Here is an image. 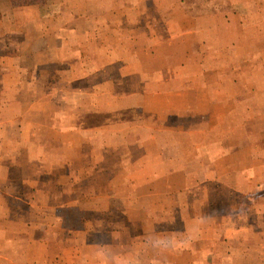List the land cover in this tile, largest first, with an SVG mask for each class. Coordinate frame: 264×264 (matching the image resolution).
<instances>
[{"label": "crops", "instance_id": "0c3cea01", "mask_svg": "<svg viewBox=\"0 0 264 264\" xmlns=\"http://www.w3.org/2000/svg\"><path fill=\"white\" fill-rule=\"evenodd\" d=\"M115 4L104 0L101 5ZM248 5L250 19H245L243 7ZM121 6V12L95 14L94 0H44L22 7L0 0V103L15 102L28 111L12 115L20 125L9 130L15 138L28 135V140L53 134L60 150L81 149L83 166H91L75 176L77 191L68 190L66 179L39 180L42 188L52 189L46 194L58 201L53 212L70 206L81 214L189 213L176 208L182 199L196 213L199 200L209 208L219 195L226 202L245 200L250 211L257 209L254 195L264 188V110L255 105L264 102V89L259 88L264 85V0H123ZM100 22H116L111 28L122 37V45L99 49L96 54L106 52L108 60L94 63L90 39ZM141 39L145 45L139 46ZM68 46L80 60L70 66L57 64V74L48 65L25 63L26 55L66 54ZM117 51L122 56L111 58ZM62 73L71 74V84H80L74 96H89L94 126L71 121L69 132L24 128L18 118H28L36 103L66 99L70 91ZM70 135L71 140L63 139ZM13 158L5 160L14 173L18 167ZM104 182L106 191H99ZM35 193L33 189L30 194ZM7 196L19 197L12 192ZM66 199L75 203L67 205ZM29 206L27 212H34ZM236 206L233 212L244 213ZM3 208L0 201V212ZM10 208L4 213L12 222V214L19 211ZM81 223L77 229H94ZM35 228L26 222V232L35 233ZM256 228L264 231L263 226ZM49 243L42 238L28 245ZM250 243L257 244L255 253H236L235 264H264V233L250 237ZM83 244L74 242L77 252L72 261L62 257L63 264H106L105 246L100 249L94 239ZM136 245L124 244L112 261L143 264ZM84 246L96 253L94 258L83 255ZM153 258L148 262L156 263Z\"/></svg>", "mask_w": 264, "mask_h": 264}, {"label": "rangeland", "instance_id": "374dc122", "mask_svg": "<svg viewBox=\"0 0 264 264\" xmlns=\"http://www.w3.org/2000/svg\"><path fill=\"white\" fill-rule=\"evenodd\" d=\"M43 1L41 0V2ZM102 1L104 0H94L95 14H104L106 10H110L111 13L118 10L121 12L123 0H110L118 4L110 7H102ZM243 13L246 14L245 19H250V5L243 7ZM114 23L100 22L98 30H95L97 25H94V38L90 39L94 45V63L108 60L107 56L109 54L106 52L96 54L99 49L117 46L118 44L121 47L122 45V37L112 29ZM182 23L184 22H178V24ZM68 35L69 39H73L74 34L68 33ZM137 45H145L144 40L138 41ZM98 46L101 47L97 48ZM67 49L69 53L66 54H52L51 56L26 55L25 57L28 59L25 63L31 65V63L36 62L41 66L48 65L51 69H56L55 73L57 74V64L64 61L67 65H75L80 60L79 54L71 52L70 46ZM122 54L117 51L115 54L112 53L110 57H120ZM244 56L249 58L248 55ZM87 57L90 56L87 55ZM60 76H64V80L67 81L66 89L71 94L67 92L66 99L63 101H59L57 98L59 96H57L56 100L50 103H36L34 110H29L30 116L28 118L25 117L23 120L22 117L18 118L21 119L20 122L22 121L21 125L24 128L35 127L41 129L48 126L50 132H53L54 129L69 132L74 121L75 125L82 122L85 125L94 126V108L90 107L91 101L87 99L89 96H74L80 84L70 83L69 80L72 78L70 73H62ZM60 76L54 78H60ZM86 84H81V86L86 88ZM263 86L259 88L264 89ZM248 89H250V86L246 90ZM246 90L244 89V91ZM5 104L6 106H4V103H0V106H2L0 107V131L2 130V133H0V158L4 159H0V181H6L0 183V201L4 207L0 212V264H43L42 261L46 258L48 259L47 264H63V259L72 261L74 258L77 252L75 248L72 249L74 242L78 245H84L85 241L92 239L100 244V249L103 246L106 247V250H102L104 252L108 251L106 264H117L112 261V258L118 252H121L124 244L130 241L137 243L136 251H138L143 264H213V262L214 264H235L234 256L236 253H255L257 244H253L255 242L252 240L253 243H250V237H262V233H264L263 230L256 228L258 226L264 227V188L257 195H254V202L258 206L257 209L252 211H250V205L246 206L245 200L237 202V200L227 199L226 202L225 198H220L219 195L216 198L217 200L214 201L215 203L209 208L203 206L202 199L199 200L200 204L193 208L195 211H199L196 213L190 212L192 208L188 207L184 203L185 200L182 199H180V203L182 202L183 205L176 206V208L188 209L189 213L157 215L81 214L69 208L70 206L57 208L59 210L53 212L58 201H54L46 194L52 189L42 188L43 182L41 181L52 177L56 182H62L66 179L69 180L66 182H70L68 183V190L77 191L76 188H79L78 184L80 183L74 181L75 176L83 173L91 166H83L82 162L84 160L80 158L82 155L81 149L75 150L71 147L60 150V140L53 134H47L46 138L40 135V138L36 140H28V135L15 138L16 135L9 129L20 124L16 119H11V116L14 114H27L28 111H26V106L18 107L15 102ZM255 105L264 110L263 101L259 100ZM42 112L44 113L43 117ZM134 115L132 113L126 117L132 118ZM113 120H116V118H113ZM97 121L103 122L105 118H98ZM2 127H8V130L3 132ZM254 127L259 130L261 126H257L256 123ZM4 139L8 143H4ZM63 139L69 141L71 135ZM16 142L20 143L18 152L15 151ZM15 152L18 155L14 154ZM9 157H16V159L13 158V165L16 162L15 166L18 167V171L14 173L11 164L5 160ZM32 159L35 160L34 165L31 162ZM27 162H31V164L28 165ZM70 162L71 164H69ZM62 163L67 166H62ZM10 177L11 180H7ZM28 179L36 181L28 183L26 182ZM102 184L99 191H106L103 190L106 183ZM33 189L34 192L38 193L30 194ZM11 192L19 195V197H13L11 200L7 196ZM28 194L30 196H27ZM66 203L67 205H73L75 201L70 202L69 199H66ZM28 205L35 207L33 208L34 212H31V210L27 212L26 206ZM101 205H106V203L104 202ZM236 205L240 210L243 207L244 213L233 212ZM10 206L13 210L17 209L19 211L12 214V222H10L11 218H8L10 215L4 213L5 210L9 211L11 209ZM254 207L255 205L252 206V208ZM220 210L228 212L225 213ZM257 210L260 213H255ZM82 221L89 226L94 225V229H77L82 226ZM26 222H30L36 227L35 233L26 232ZM250 224L252 225L251 229ZM83 230L89 233L81 234ZM101 236L107 237L102 238ZM42 238L49 240L48 247L34 246L33 244L29 246L30 243L28 245L29 241ZM62 243H66V245H62ZM82 249H85L82 251L84 256L94 258L96 253L92 255L91 248L84 246ZM115 250L119 251L116 253ZM214 257L217 261H214V259L212 262L211 259ZM152 258L156 263L148 262ZM159 259H163V261ZM87 262L94 264V261Z\"/></svg>", "mask_w": 264, "mask_h": 264}, {"label": "trees", "instance_id": "16d2710c", "mask_svg": "<svg viewBox=\"0 0 264 264\" xmlns=\"http://www.w3.org/2000/svg\"><path fill=\"white\" fill-rule=\"evenodd\" d=\"M13 7L30 6L41 3V0H11Z\"/></svg>", "mask_w": 264, "mask_h": 264}]
</instances>
